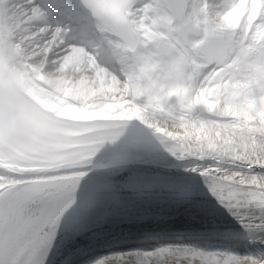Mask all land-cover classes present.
Wrapping results in <instances>:
<instances>
[{"label":"snow or ice","instance_id":"obj_1","mask_svg":"<svg viewBox=\"0 0 264 264\" xmlns=\"http://www.w3.org/2000/svg\"><path fill=\"white\" fill-rule=\"evenodd\" d=\"M19 7L0 11V264H70L101 197L204 194L173 169L264 233V0Z\"/></svg>","mask_w":264,"mask_h":264},{"label":"bare ground","instance_id":"obj_2","mask_svg":"<svg viewBox=\"0 0 264 264\" xmlns=\"http://www.w3.org/2000/svg\"><path fill=\"white\" fill-rule=\"evenodd\" d=\"M23 2L24 0H0V11H3L6 16L16 17L20 14L21 9L19 6ZM197 163H199L201 167H207L209 165L215 166V162L211 160ZM222 166L224 168H230V166L226 164ZM173 171H179L180 174L187 176L189 180L196 185L199 190H202L204 194L197 195L193 199H187L178 192L169 190L168 188H155L150 192H157L158 194L155 195L158 197L152 199L141 198L132 202L119 203L109 202L107 198L101 197L100 203L94 209V216L96 218L95 223L92 224L90 229L94 226L98 227L107 224L111 227L112 231L110 233L112 234L115 232V226L119 221H124L126 223H139L140 221L147 219H157L159 213L169 211H172L175 214H199L202 218H211L213 220L222 219L223 221H228L233 218L216 202L214 197L207 194L208 190L198 173L186 171L185 169H173ZM227 230L229 229L218 228L209 229V231H192L188 233L172 232L160 236H156L155 234L154 236L148 237V241H146L145 244L151 246L153 244H158L159 242L168 241L174 244L200 243L201 245L206 244L207 246L220 243L219 246H223V244L226 243L230 246L227 251H234L237 257L247 256V261L243 262V264H264V233L248 232L243 228L231 230H235L238 233H248L245 237L235 238L233 236L226 237L217 234ZM121 231L123 230L119 229L116 233ZM204 232L211 234H206L205 236L197 235ZM161 236H164L166 239H161ZM110 238H114V236H111ZM105 239H109V237H104L103 239H98L93 242H100ZM103 252L104 249H96L90 260L84 264H100L104 258ZM203 256H207V254H204ZM52 257L53 253H50L49 258L52 259ZM84 258L87 257L85 256ZM239 263L240 261L237 260V264Z\"/></svg>","mask_w":264,"mask_h":264}]
</instances>
